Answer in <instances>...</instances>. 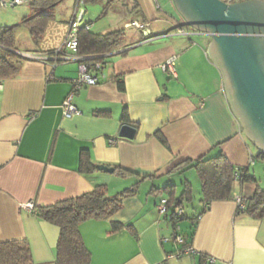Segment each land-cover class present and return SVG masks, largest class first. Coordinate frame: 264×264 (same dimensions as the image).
<instances>
[{
  "label": "crops",
  "instance_id": "1",
  "mask_svg": "<svg viewBox=\"0 0 264 264\" xmlns=\"http://www.w3.org/2000/svg\"><path fill=\"white\" fill-rule=\"evenodd\" d=\"M72 1L66 2L71 6ZM121 1L131 15L137 5L141 13L135 20L148 22L151 35L124 32L118 48L101 56L106 58L97 85L79 90L73 98L80 116L66 118L62 109L79 63L40 59L63 43L78 0L72 12L60 9L62 3L56 7L55 20L39 46L25 27L16 31L13 52L25 61L18 76L0 82V243L25 240L34 264H56L59 227L38 218L26 205L49 207L99 185L115 196L138 184L137 194L126 197L111 219L81 225L91 264H209L208 257L215 259L213 264H264V219L238 214L234 201L236 196L252 199L254 184L236 183L231 200L214 201L203 214L200 190V198H193L202 206L195 221L185 217L174 226L159 215V201L169 199L166 187H175L176 198L187 182L192 192L198 188L194 180L170 181L188 170L186 161L222 153L234 167L245 168L260 150L233 112L222 72L208 53L210 37L191 32L173 6L162 10L154 0ZM84 6L77 15L81 29L87 26L94 33L93 17ZM31 16L29 8L23 19ZM21 25L23 20L16 26ZM7 50L0 45V57ZM171 56H177L176 79L161 69ZM119 81L124 82L123 91ZM125 114L129 124L123 122ZM125 125L136 129L132 140L120 136ZM82 150L90 152L97 166L135 174L126 178L100 170L82 174ZM260 163L264 165L256 161L250 167L257 178L255 167ZM197 186L201 189L200 180ZM115 222L124 226L121 232H111ZM179 229L184 246H191L194 253L168 258L183 246L171 239Z\"/></svg>",
  "mask_w": 264,
  "mask_h": 264
},
{
  "label": "trees",
  "instance_id": "2",
  "mask_svg": "<svg viewBox=\"0 0 264 264\" xmlns=\"http://www.w3.org/2000/svg\"><path fill=\"white\" fill-rule=\"evenodd\" d=\"M63 1L31 0L30 9L32 16L23 19V25L28 29L37 46L40 45L48 25L55 20L54 11L56 7ZM94 1L96 0H83L84 4ZM110 1L119 2L121 0ZM173 9L176 11L174 6ZM132 10L136 15L141 13L137 5L133 6ZM18 28L20 26L0 27V45L8 49L0 57V82L6 78L18 76L21 73L25 59L13 52L15 50V33ZM124 35L123 31L97 34L81 29L78 33V54L81 57L100 56V58H96V62L103 64L106 57L101 56L116 50L123 42ZM118 87L123 91L125 89L124 82L119 81ZM123 122L129 124L126 114L123 117ZM157 136L163 144H167L160 134H157ZM253 159L255 162H264V153L259 151ZM183 164L186 165L188 170H195L200 180L201 203L204 205L200 214L205 213L208 210V206L214 201L231 200L236 183H250L256 186L255 194L252 199L247 200L246 210L237 213L247 214L255 219H264V187L261 186L260 179L250 171V167L236 168L222 153L217 155L209 154L197 160H188ZM180 166L175 167L174 171ZM114 169L115 173L122 178L135 174L121 167H114ZM96 170H98V166L93 163L90 152L82 150L79 154V172L91 174ZM236 171L240 172L239 179L235 178ZM143 180L145 178L140 179L138 181L139 184ZM137 185L115 196H108L107 187L99 185L92 192L74 199L49 207L34 206V213L38 218L52 223L60 229L56 247V264H91L92 256L82 237L81 225L90 220L111 219L120 212L123 200L126 197L137 194ZM174 188V186H168L164 189L169 196L170 209L172 206L180 208L185 202H193V192L190 183L187 182L185 184L183 193L177 198L175 197ZM196 219L197 216L192 220L195 221ZM177 222V220H174L173 225L176 226ZM123 229L124 226L122 224L112 223V233L121 232ZM128 229L130 230L131 227H128ZM0 264H34L29 243L25 240L0 243Z\"/></svg>",
  "mask_w": 264,
  "mask_h": 264
},
{
  "label": "water",
  "instance_id": "3",
  "mask_svg": "<svg viewBox=\"0 0 264 264\" xmlns=\"http://www.w3.org/2000/svg\"><path fill=\"white\" fill-rule=\"evenodd\" d=\"M172 2L191 32L210 37L208 53L222 72L233 112L248 140L264 153V0ZM135 134L125 125L120 136L132 140ZM98 170L115 172L106 166Z\"/></svg>",
  "mask_w": 264,
  "mask_h": 264
},
{
  "label": "built area",
  "instance_id": "4",
  "mask_svg": "<svg viewBox=\"0 0 264 264\" xmlns=\"http://www.w3.org/2000/svg\"><path fill=\"white\" fill-rule=\"evenodd\" d=\"M237 0H225L227 4H234ZM156 7L160 8L159 0H154ZM27 3L25 0H0V8H8L9 6H17ZM85 4L83 0H78L76 10L74 12V18L69 26V31L65 37L63 43L60 47L55 49L52 53L42 56L40 59L44 62L53 60L56 63L59 62H72L76 61L79 63L78 73L76 78L72 81V92L65 99L62 109L64 116L66 118H73L75 116H80L82 112L73 104V98L75 94L86 87L95 86L99 80V73L103 67V64L96 62L98 57H81L78 54L79 42H78V33L81 30L80 19L77 17L78 9L83 7ZM130 27H135L141 30L144 34V37L149 38L151 35L150 24L148 22H133L129 24ZM86 30L89 28L86 26ZM29 56V55H28ZM177 56H171L168 58L162 65V71L168 75L171 79L177 78V69H176ZM255 161L253 156H250V161L248 167L254 166ZM238 170V169H237ZM240 172L236 171L235 178L239 179ZM234 201L237 206V212H243L247 207V200L242 196L234 197ZM26 210L34 212V205L28 204L25 206ZM157 211L160 216L164 217L168 221L172 222L174 220L180 221L185 217V212L183 209L177 207L173 210L169 207V199L162 198L158 205ZM172 241L176 244L183 245L180 250L171 254L168 258H181L184 256H189L194 253L191 246H184V238L177 234L176 232L171 237ZM168 239H164V242ZM209 264L215 262L214 258L208 257L207 259Z\"/></svg>",
  "mask_w": 264,
  "mask_h": 264
},
{
  "label": "rangeland",
  "instance_id": "5",
  "mask_svg": "<svg viewBox=\"0 0 264 264\" xmlns=\"http://www.w3.org/2000/svg\"><path fill=\"white\" fill-rule=\"evenodd\" d=\"M67 1V0H66ZM62 2V8L60 9H67L74 7L75 0L72 1L71 6L67 3L70 2ZM71 1V0H68ZM225 1V0H222ZM245 1V0H243ZM241 1H236L235 3L238 2H243ZM130 5V4H129ZM159 5L162 10H168L170 7L173 6L172 0H159ZM31 7V0H28L27 4H24L23 6H9L8 8H1L0 9V24L2 26H16L22 23L23 16L27 12V9ZM84 8L86 10H89L91 13L90 16L93 17V22H94V33L97 34H108V33H113V32H120L123 31L125 33H134L135 31L142 33L144 36L143 32L139 30L138 28L135 27H130L129 24L137 21L141 22L139 20H135V16L131 15L128 13L127 6L122 3V1L115 2V1H110V0H96L94 2H90L85 4ZM138 16V15H137ZM179 16V15H178ZM180 17V16H179ZM126 25V30L124 29L125 22H128ZM22 26V27H21ZM19 29H22L25 27L24 25H21ZM161 25H155V28L160 29ZM26 28V27H25ZM27 29V28H26ZM124 39V38H123ZM196 40V39H195ZM124 41V40H123ZM108 56V55H107ZM255 170L257 172L258 178L262 181V185L264 187V165L262 163L258 164L255 167ZM179 180H190L193 181L196 184V187H198L195 190H193V198L195 200L200 198V186H197L199 184V178L195 170H187L183 173L177 174L175 176H172L170 181L173 182H178ZM179 183V182H178ZM181 209L184 210L185 212V217H188V219H193L199 212L202 210V206L199 205L198 201H193V203H184ZM184 220H180L177 222V226L181 223L184 222ZM187 221V220H186ZM189 221V220H188ZM177 234L180 236H183V233L180 232V229L177 231Z\"/></svg>",
  "mask_w": 264,
  "mask_h": 264
}]
</instances>
